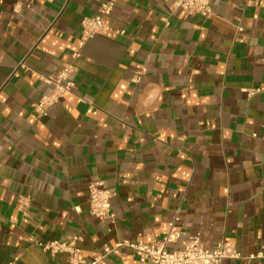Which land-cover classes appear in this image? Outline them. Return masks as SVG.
I'll list each match as a JSON object with an SVG mask.
<instances>
[{
    "label": "crops",
    "instance_id": "0c3cea01",
    "mask_svg": "<svg viewBox=\"0 0 264 264\" xmlns=\"http://www.w3.org/2000/svg\"><path fill=\"white\" fill-rule=\"evenodd\" d=\"M17 1L0 0V264H67L35 241L76 235L96 264H144L104 246L160 240L171 223L172 248L198 234L263 254L223 264H264V0H212L211 17L116 0L109 30L82 45L105 0ZM63 63L74 93L39 117L53 88L39 74ZM96 181L114 221L89 211Z\"/></svg>",
    "mask_w": 264,
    "mask_h": 264
},
{
    "label": "built area",
    "instance_id": "2783aa9c",
    "mask_svg": "<svg viewBox=\"0 0 264 264\" xmlns=\"http://www.w3.org/2000/svg\"><path fill=\"white\" fill-rule=\"evenodd\" d=\"M174 9L183 10L191 15H202L211 17L213 15L212 0H172ZM116 0L103 1L94 15L84 16L81 21L80 42L81 45L89 38L97 34L105 33L109 30V24L105 16L110 14L114 8ZM31 0H18L14 6V11L19 12L22 5L30 7ZM241 27H239V30ZM78 56L79 53L74 54ZM30 67L22 61L16 67L14 74H19V69ZM75 70L72 63H63L61 69L54 74L45 75L40 73L39 78L53 86L49 93L40 97L35 104V110L39 117L48 114L51 106L57 103L63 96L74 93L75 83L71 79V74ZM256 89L250 91L251 94ZM256 135V134H254ZM111 191L102 182H91L89 185V211L91 215L114 221L115 213L112 210ZM25 205H29L30 198H21ZM182 232L175 230L174 223H171L170 230L160 240L146 242L142 240H122L114 246L105 245L104 255L106 256L118 248H127L135 253L144 264H223L227 259H253L262 257V252L257 255L244 256L234 243L221 241L213 248H207L198 234L187 235L179 247L172 248L170 243L177 242ZM81 240L80 235L72 239L65 240H37L36 245L47 251L51 256L58 254L66 256L67 264H96L100 258L88 260L78 246Z\"/></svg>",
    "mask_w": 264,
    "mask_h": 264
}]
</instances>
